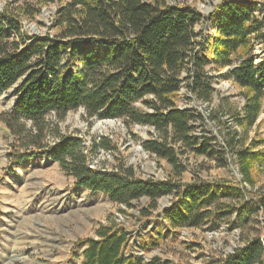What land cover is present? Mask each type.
<instances>
[{
	"label": "trees",
	"instance_id": "16d2710c",
	"mask_svg": "<svg viewBox=\"0 0 264 264\" xmlns=\"http://www.w3.org/2000/svg\"><path fill=\"white\" fill-rule=\"evenodd\" d=\"M33 1L0 12V93L13 90L17 98L15 113L5 114L2 121L23 146V152L15 153L16 162L49 155L71 173L76 186L106 193L118 205L130 208L132 201L146 198L145 214L173 195L163 213L166 225L155 221L138 239V251L159 248L179 229H200L235 216L243 246L201 264H264V195L250 199L246 189L254 184V165H264V138L233 150L239 183L198 179L176 184L137 179L132 167L94 169L83 140L62 135L50 121L52 115L60 121L82 108L89 119L152 127L159 138L143 147L166 160L176 175L185 171L179 157L187 150L218 158L212 144L216 140L195 134L203 117L181 110L179 94L192 76V91L209 102L213 88L200 76L207 65L223 69L244 91V116L236 119L237 125L244 131L256 125L264 116V56L259 63L256 58L258 45L264 55V2L221 0L211 57L202 58L196 27L203 16L189 6H172L167 0H60L54 22L59 30L51 35L26 31L25 21L35 19L53 0ZM98 147L109 149L101 141ZM128 246L123 228L101 226L87 239L83 264H183L126 254Z\"/></svg>",
	"mask_w": 264,
	"mask_h": 264
},
{
	"label": "rangeland",
	"instance_id": "374dc122",
	"mask_svg": "<svg viewBox=\"0 0 264 264\" xmlns=\"http://www.w3.org/2000/svg\"><path fill=\"white\" fill-rule=\"evenodd\" d=\"M167 2L172 6H189L202 14L196 27L202 44L200 57L210 58L215 10L221 0ZM34 4L33 0H0V12L12 6ZM59 5L60 0L45 4L35 19L25 21L26 31L55 35L59 30L54 26ZM256 56L257 63L261 62L264 56L261 45L256 47ZM205 72L204 77H200L213 88L211 100L206 102L192 91L194 85L190 76L180 91L178 106L184 111L195 110L203 117L196 124L195 134L214 138L216 141L212 144L220 156L210 159L187 150L179 157L185 168L181 175H176L166 160L144 149L146 141L159 138L152 127L137 124L129 127L122 119H89L82 108L70 111L60 121L52 115L50 121L54 123L51 126L64 136L81 138L94 169L113 171L122 166L132 167L137 179L176 184L198 179L239 183L242 177L233 150L264 138V116L254 127L244 131L236 123L238 117L244 116L243 89L228 79L223 69L207 65ZM199 92L204 96L202 91ZM16 100L13 90L0 93V264H83L87 239L94 238L98 228L108 225H117L128 234L126 254L136 252L138 239L145 237L155 221H162L174 196H164L158 201L157 210L145 214L143 212L148 209L146 198L132 201L130 208L118 205L106 193L76 186L71 173L49 155L38 154L16 162L15 153L23 152V146L2 121L5 114L15 113ZM100 141L109 149L99 148ZM253 177L252 187H246L251 192L250 199L264 195V165H254ZM162 223L166 225L164 221ZM235 225L233 216L219 218L211 226L200 229H179L177 235L168 237L159 248L137 254L146 260L158 257L163 262L201 264L209 257L226 256L243 246L241 232Z\"/></svg>",
	"mask_w": 264,
	"mask_h": 264
},
{
	"label": "built area",
	"instance_id": "2783aa9c",
	"mask_svg": "<svg viewBox=\"0 0 264 264\" xmlns=\"http://www.w3.org/2000/svg\"><path fill=\"white\" fill-rule=\"evenodd\" d=\"M137 246H138V241L136 242V247H137ZM136 250H137V251H136L135 253L137 254V252H139V251H138L137 248H136ZM137 255H139V253H138Z\"/></svg>",
	"mask_w": 264,
	"mask_h": 264
}]
</instances>
